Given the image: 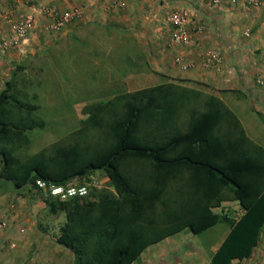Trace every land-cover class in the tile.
Here are the masks:
<instances>
[{
	"label": "trees",
	"instance_id": "1",
	"mask_svg": "<svg viewBox=\"0 0 264 264\" xmlns=\"http://www.w3.org/2000/svg\"><path fill=\"white\" fill-rule=\"evenodd\" d=\"M13 75L0 91V177L65 212L57 241L76 264H130L170 234L186 227L200 234L222 221L231 231L212 264L252 255L264 228V147L219 95L201 88L211 85L172 78L117 92L85 125L21 158L14 146L29 144L28 132L45 121ZM97 170L108 174L115 193L93 189L90 198L60 200L36 184H66ZM225 190L245 209L238 219L213 210Z\"/></svg>",
	"mask_w": 264,
	"mask_h": 264
},
{
	"label": "crops",
	"instance_id": "2",
	"mask_svg": "<svg viewBox=\"0 0 264 264\" xmlns=\"http://www.w3.org/2000/svg\"><path fill=\"white\" fill-rule=\"evenodd\" d=\"M43 3L56 5L62 10L81 6L84 15L56 31L50 30L48 20L40 17L30 43L24 49L10 51L0 58V91L10 64L18 58L35 54L37 50L41 51L45 44H49L48 40L45 41L48 37L63 34V37L73 35L70 39L81 40L84 34L82 40L85 42L98 41L100 38L93 34L109 24L119 34L138 38V44L134 40L128 46L121 44L137 61L144 56L153 64L151 81H156L160 76L164 81L183 78L211 85L214 90L210 89V92L219 95L237 113L248 136L264 147V10L250 6L248 0H220L218 3H212V0H0V35L8 33L12 18L30 12L34 6ZM174 10H189L195 21L203 23V29L198 34L201 46L171 44L170 31L163 28V23ZM248 29L251 30L249 35L246 34ZM209 49L223 53V59L212 67L204 64L205 53ZM178 58L189 66L184 68L177 61ZM137 61H134L135 65ZM98 191L101 193L102 189ZM224 192V199L213 210L238 219L245 209L231 190ZM31 193L34 196L37 194L35 190H31ZM1 196L13 199L7 193ZM40 199L37 201L40 202ZM28 221L30 219L27 218L25 222ZM20 229L26 231L32 226L29 224ZM230 231L231 226L224 221L200 234L186 227L148 245L130 264H212L213 255ZM23 238L24 243L31 240ZM49 245V241L43 239L41 252L36 258H40V263L44 259H52L46 264H60V245ZM25 246L23 244L20 248ZM20 252L16 255L5 252L7 260L2 264L14 263V257L19 258L15 261L19 264L20 256H23V261L26 257L35 256L28 255V252H35L32 248L25 247V251L21 249ZM71 253L75 259L74 253ZM63 260L62 264H67V260ZM235 264H264V228L252 255L235 261Z\"/></svg>",
	"mask_w": 264,
	"mask_h": 264
},
{
	"label": "rangeland",
	"instance_id": "3",
	"mask_svg": "<svg viewBox=\"0 0 264 264\" xmlns=\"http://www.w3.org/2000/svg\"><path fill=\"white\" fill-rule=\"evenodd\" d=\"M113 28V25L108 24L103 27L107 32L97 30L93 36L99 37L98 41L85 42L82 40L84 34L81 40L70 39L73 35L63 37V34L48 37L45 41L48 40L49 44H45L41 51L37 50L35 54L18 58L10 64L3 87L5 81L15 73L13 76L19 80L17 87L22 89L23 97L39 105L34 115L45 121L44 127L28 132L31 139L29 144L14 146L19 157L26 158L40 150L50 149L55 142L66 138L90 118L102 113L117 92L133 91L164 82L165 79L160 76L156 81H151L153 64L144 56H140L137 61L122 45L128 46L133 40L138 44V38L130 34H119ZM134 61H137L136 65ZM201 88L203 91H210V88ZM2 164L0 159V170ZM91 176L102 180V193H115L110 177L104 170L94 171ZM4 193L13 199L1 196ZM37 194L32 195L29 186L17 188L13 182L0 177V222H6V225L0 226V264L7 260L5 252L16 255L21 249L25 251V247L32 248L35 252H28V255L35 256L26 257L24 261L21 260L23 256H20L19 264L48 263L52 259H44L40 263V258H36L41 252L43 239H47L51 246L60 245V264L63 259L67 260V264H76L71 251L57 241L67 220L65 212L51 211L50 206L43 201L42 194ZM36 198H41V203ZM27 218L30 221L26 223ZM29 224L32 229H20ZM23 237L31 240L24 243ZM14 242L16 244L12 246ZM23 244L26 246L20 248ZM13 260L19 258L14 257ZM15 261L9 264H17Z\"/></svg>",
	"mask_w": 264,
	"mask_h": 264
},
{
	"label": "built area",
	"instance_id": "4",
	"mask_svg": "<svg viewBox=\"0 0 264 264\" xmlns=\"http://www.w3.org/2000/svg\"><path fill=\"white\" fill-rule=\"evenodd\" d=\"M220 0H212V3H218ZM248 4L254 8L264 10V0H248ZM84 15V8L76 6L74 8L62 10L56 5L47 3L38 4L30 12L12 18L10 30L7 34L0 35V58L7 55L10 51L24 49L34 36L40 17L48 20L50 30H59L65 25L80 20ZM163 28L170 31L171 44L196 45L201 46L198 34L203 29V23L195 21L189 10H174L169 13L164 20ZM248 29L246 34H250ZM223 59V53L220 50L209 49L205 53L204 64L206 67H212ZM177 61L184 68L186 65L181 58ZM39 188L47 190L51 195L60 199L68 200L74 197H91L93 189L100 190L103 182L99 177L90 176L76 177L66 184H56L43 178L36 180ZM6 225L5 221L0 222V226ZM23 231V229H21ZM15 242L12 246H15Z\"/></svg>",
	"mask_w": 264,
	"mask_h": 264
}]
</instances>
